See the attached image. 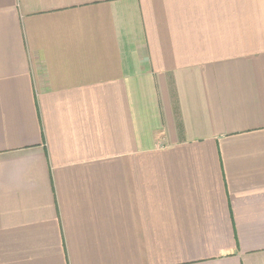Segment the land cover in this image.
Instances as JSON below:
<instances>
[{
    "label": "crops",
    "instance_id": "obj_1",
    "mask_svg": "<svg viewBox=\"0 0 264 264\" xmlns=\"http://www.w3.org/2000/svg\"><path fill=\"white\" fill-rule=\"evenodd\" d=\"M0 264H264V0H0Z\"/></svg>",
    "mask_w": 264,
    "mask_h": 264
}]
</instances>
